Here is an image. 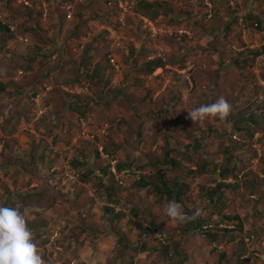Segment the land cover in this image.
<instances>
[{"label": "rangeland", "instance_id": "374dc122", "mask_svg": "<svg viewBox=\"0 0 264 264\" xmlns=\"http://www.w3.org/2000/svg\"><path fill=\"white\" fill-rule=\"evenodd\" d=\"M33 7L0 0V206L37 209L45 264H264V0ZM221 96L226 120L188 118ZM160 170L179 198L136 184ZM171 200L203 226L174 223Z\"/></svg>", "mask_w": 264, "mask_h": 264}, {"label": "clouds", "instance_id": "9594fccd", "mask_svg": "<svg viewBox=\"0 0 264 264\" xmlns=\"http://www.w3.org/2000/svg\"><path fill=\"white\" fill-rule=\"evenodd\" d=\"M231 114H234L233 105L221 96L214 103L202 104L188 111V118L203 126L207 120L218 118L224 121ZM36 210L34 206H24L21 210L20 204L15 207L0 206V264H45L35 243V234L28 226V217ZM200 214L201 210L197 208L189 215L175 200L169 201L165 207V215L177 224L195 221ZM166 236L160 238L166 239Z\"/></svg>", "mask_w": 264, "mask_h": 264}, {"label": "trees", "instance_id": "16d2710c", "mask_svg": "<svg viewBox=\"0 0 264 264\" xmlns=\"http://www.w3.org/2000/svg\"><path fill=\"white\" fill-rule=\"evenodd\" d=\"M111 3V2H110ZM25 7V6H24ZM26 8H28V9H32V8H34V7H26ZM258 23V22H257ZM258 25H259V23H258ZM1 28L2 29H6V28H11V25H7V24H1ZM28 38V37H27ZM29 41V38H28V40H27V42ZM163 65V62L160 60V59H157V60H151L150 62H149V64L147 65L148 66V70L150 71V72H153L156 68H158V67H161ZM23 71V70H22ZM24 72V71H23ZM4 83L3 82H1L0 83V90H4ZM78 104L77 105H73V107H72V109H73V111H77V112H79L80 113V111L83 109V108H81V106H82V103L81 102H77ZM81 118V117H80ZM78 120H79V117H78ZM99 148V147H98ZM97 153H100L101 154V152H100V150H99V152H97ZM174 162H178V161H176V160H173ZM117 167L119 168V169H121V167H122V165L121 164H118L117 165ZM104 172H107V168H105L104 169ZM157 180L158 181H156V182H152V180L150 179V178H146L144 175H142L138 180H136V184L138 185V186H141V187H148V186H152V188H153V190H154V192L155 193H163V194H165L166 195V197L167 198H169V199H172L173 197L174 198H179L181 195H182V193H184L185 192V187L183 186V184H179L177 181L176 182H174L173 180H172V186H170L169 185V182H167V181H169L167 178H166V174H164L161 170H160V172H159V174H157ZM160 182H161V184H160ZM175 183V184H174ZM175 185V186H174ZM225 185H230V184H226L225 182H222V181H220V182H218L217 183V186H215L214 188H212V190L209 192V195H210V198L211 199H213L214 198V196L216 195V193H217V189H221L223 186H225ZM178 187V188H177ZM177 188V189H176ZM176 191V192H175ZM174 192H175V195H174ZM2 206H4V207H13V206H8V205H2ZM132 212L134 213V214H136L137 213V209H133L132 210ZM120 214L121 213H119V215L118 216H120ZM191 215V214H190ZM228 218V219H232V220H235V219H240V215L239 214H235V216L234 215H230V214H226V215H224V218ZM201 221V220H200ZM153 223V222H152ZM153 224H155V223H153ZM203 225L200 223V222H198L197 220H195V221H192V222H189V223H187L186 224V228H185V230L186 231H189V230H191V229H200L201 227H202ZM239 227H241V226H239ZM206 233H208L207 235H210L211 237H212V235L211 234H209V232H206ZM211 233H214V232H211ZM213 236H215V234H213ZM125 236H120L119 237V239H123ZM215 238V237H214ZM165 247V246H164ZM225 257V256H224Z\"/></svg>", "mask_w": 264, "mask_h": 264}, {"label": "built area", "instance_id": "2783aa9c", "mask_svg": "<svg viewBox=\"0 0 264 264\" xmlns=\"http://www.w3.org/2000/svg\"><path fill=\"white\" fill-rule=\"evenodd\" d=\"M34 1L35 0H17V3L18 4H22L25 7H33L34 6ZM41 9H42L43 15L44 16H47V14L49 12V6L47 5V3L44 2L43 3V6L41 7ZM66 11H67L66 13H67L68 19H71L73 17V5L72 4L68 5V7L66 8ZM255 24L258 25L257 22ZM11 29L12 30L15 29L14 26H12ZM21 39H23V41H27L28 40L27 36L21 37ZM108 59H109V61L111 62L112 65H114L116 68H119V61H118L117 57L115 56V54H110L108 56ZM20 73H23V71L20 70ZM80 119H81V122H82L83 126H85L84 119L83 118H80ZM82 133L85 134L86 133V130H83ZM88 137L93 139L94 135H92V136H89L88 135ZM2 145L3 144L1 143L0 144V147ZM103 148H104L103 145H100L99 146V150H100L101 154L104 153V149ZM112 170H113V172L115 174H117V171H116V167L115 166L112 167ZM120 182H123V181L121 180Z\"/></svg>", "mask_w": 264, "mask_h": 264}]
</instances>
